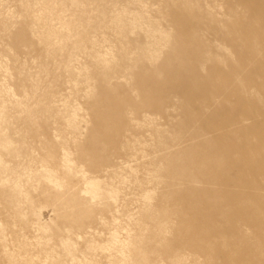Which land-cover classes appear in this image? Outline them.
<instances>
[{"label":"rangeland","instance_id":"obj_1","mask_svg":"<svg viewBox=\"0 0 264 264\" xmlns=\"http://www.w3.org/2000/svg\"><path fill=\"white\" fill-rule=\"evenodd\" d=\"M0 264H264V0H0Z\"/></svg>","mask_w":264,"mask_h":264}]
</instances>
